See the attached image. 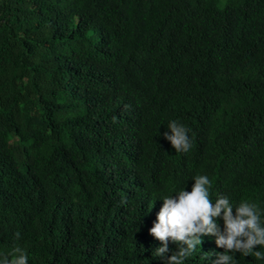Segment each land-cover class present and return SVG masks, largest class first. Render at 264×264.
Listing matches in <instances>:
<instances>
[{
    "label": "trees",
    "instance_id": "trees-1",
    "mask_svg": "<svg viewBox=\"0 0 264 264\" xmlns=\"http://www.w3.org/2000/svg\"><path fill=\"white\" fill-rule=\"evenodd\" d=\"M196 175L264 210V0H0V254L164 264L148 229Z\"/></svg>",
    "mask_w": 264,
    "mask_h": 264
},
{
    "label": "clouds",
    "instance_id": "clouds-1",
    "mask_svg": "<svg viewBox=\"0 0 264 264\" xmlns=\"http://www.w3.org/2000/svg\"><path fill=\"white\" fill-rule=\"evenodd\" d=\"M167 128L170 131L162 134L164 139L176 152L187 153L192 147L188 135L190 129L177 120H171ZM192 180L190 191L182 188L174 191L175 195L170 193L160 197L163 203L148 229L149 234L160 241L155 256L164 264H185L200 248L203 237L213 236L216 246L223 251L215 253L211 264H236L234 253L237 252L264 259V253L256 250L264 247V210L248 201L234 205L223 194H218L213 201L210 195L212 181L208 176L196 175ZM217 218L223 220V227L217 223ZM16 236L19 238V233ZM170 242L176 245L175 250L169 248ZM167 253L171 254L165 255ZM209 255L203 253L201 259ZM0 264H28V257L22 248L13 247L10 252L0 254Z\"/></svg>",
    "mask_w": 264,
    "mask_h": 264
},
{
    "label": "rangeland",
    "instance_id": "rangeland-1",
    "mask_svg": "<svg viewBox=\"0 0 264 264\" xmlns=\"http://www.w3.org/2000/svg\"><path fill=\"white\" fill-rule=\"evenodd\" d=\"M16 140H11V142L10 143H13V142H15Z\"/></svg>",
    "mask_w": 264,
    "mask_h": 264
}]
</instances>
